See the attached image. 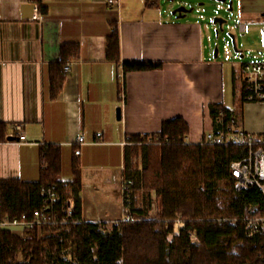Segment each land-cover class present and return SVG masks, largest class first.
Here are the masks:
<instances>
[{
	"label": "crops",
	"instance_id": "obj_1",
	"mask_svg": "<svg viewBox=\"0 0 264 264\" xmlns=\"http://www.w3.org/2000/svg\"><path fill=\"white\" fill-rule=\"evenodd\" d=\"M31 3L35 15L24 18L23 8ZM232 3L226 15H215L201 2L180 16L163 0L151 9L145 0H0V122L14 138L0 144L2 179L38 181L43 149L61 147L62 168L70 167L74 155L80 160L82 219L111 224L126 212L127 138L157 134L165 121L182 118L189 142L199 144L214 127L213 105L228 109L245 131L264 133V102L244 99L242 73L244 63L264 61V0ZM41 7H47L46 14ZM217 16L234 22L222 30L213 22ZM113 25L122 62L163 66L125 73L108 60ZM67 43H78L80 55L53 99L50 66ZM18 125L25 143L15 139ZM79 135L76 155L72 147ZM61 179L69 189L72 178ZM114 182L120 186L118 198L109 187Z\"/></svg>",
	"mask_w": 264,
	"mask_h": 264
},
{
	"label": "trees",
	"instance_id": "obj_2",
	"mask_svg": "<svg viewBox=\"0 0 264 264\" xmlns=\"http://www.w3.org/2000/svg\"><path fill=\"white\" fill-rule=\"evenodd\" d=\"M160 3L161 0H145L149 9L159 7ZM41 10L44 14L48 11L47 7H41ZM113 29L107 38V58L121 64L125 73L163 66L161 62H122L118 28L113 25ZM79 55L78 43L61 46L59 60L50 66L53 99L59 97L68 76L63 71L64 65ZM219 109L216 105L211 107L214 119ZM224 110L229 116V110ZM157 134L162 138L161 144H143L146 135L132 137L131 144L126 146L124 181L131 184V202L125 199L127 219L115 224L111 234L105 235L102 225L82 219L80 160L74 155L68 189L61 179V147L51 145L43 149L38 181L1 179L3 215L14 219L32 214L40 205L41 187L54 185L63 201L71 193L70 197L75 201V219L80 222L66 227H45L39 241L36 230L32 232V238H21L0 228V264H59L53 252L68 241H73L77 247V264H264V233L247 237L242 220L250 216L251 204L257 205L254 214H262L264 195L259 189L247 191L240 197L234 193L231 164L243 158L246 149L187 143L189 126L182 118L165 121ZM9 137L8 125L0 122V142L8 141ZM77 149L78 144H74V154ZM153 190L160 198V209L156 219H149L146 218L149 209L138 207L137 197L140 191ZM146 203L149 204V196ZM178 215L184 220L185 227L169 240ZM221 219L228 220L219 224ZM192 232L197 235V244L190 243ZM30 248L36 256L28 262L17 261V253L22 251L28 257Z\"/></svg>",
	"mask_w": 264,
	"mask_h": 264
},
{
	"label": "built area",
	"instance_id": "obj_3",
	"mask_svg": "<svg viewBox=\"0 0 264 264\" xmlns=\"http://www.w3.org/2000/svg\"><path fill=\"white\" fill-rule=\"evenodd\" d=\"M239 28L241 32L245 31L244 24H240ZM112 31H114L113 28ZM74 62V60L67 61L63 68L65 74L72 72ZM242 73L245 81L246 101L264 102V61L244 63L242 65ZM15 129L17 131V137H15L17 143H25L27 137L23 126L18 125ZM82 140L83 137L79 135L75 144L82 143ZM186 142L190 143L188 137ZM142 143L145 145H158L162 143V138L158 134H152L144 138ZM128 144H131V138H127L124 142V145ZM199 144L207 146L232 145L245 148V156L231 164V173L235 180L234 193L237 197H240L247 191L259 189L264 195V133L252 134L245 131L239 124H236L235 116L232 113L227 116L224 108L220 107L214 119V127L203 135ZM75 154L80 155V150L77 149ZM131 193L130 182L123 180V203L126 198L128 203L131 202ZM40 197V205L33 210L32 214H24L22 218L14 219L2 214V202L0 199V228L9 230L14 236L24 237L35 230L38 234H41L45 227H66L80 222L75 219L74 198L69 197L66 201H63L56 186H42ZM249 208L251 210L250 216L242 220L246 236L254 238L264 233V204L262 214L259 215L254 214L257 211V205L251 204ZM227 220L221 219L218 220V223L221 224ZM184 227L185 222L178 220V223L175 224V231H179ZM190 239L192 243L198 241L195 232L190 234Z\"/></svg>",
	"mask_w": 264,
	"mask_h": 264
},
{
	"label": "rangeland",
	"instance_id": "obj_4",
	"mask_svg": "<svg viewBox=\"0 0 264 264\" xmlns=\"http://www.w3.org/2000/svg\"><path fill=\"white\" fill-rule=\"evenodd\" d=\"M163 2L165 3V5H169V7H174L175 10H177L180 7L186 6V5H187L186 7H188V8H192V7L198 8L199 3L204 2L206 5V6H204V8L208 9L209 11L214 9L215 15H226V14L230 13L227 11L229 8L234 9L233 3L231 4V2H233V0H227L226 2H219L216 0H201V1L200 0H174V1L163 0ZM215 6H221V7H223V9H215ZM230 21L234 22L233 18ZM228 24H230V22ZM62 177L65 180L72 178L71 165L68 168H66V165L63 167ZM109 187L112 190L113 197L118 198L120 195V186L114 182ZM147 196H149V204L146 203ZM148 205H149V207H148ZM137 206L140 208H143L144 210L149 209V211L146 215V218L156 219L158 216L159 209H160V198L157 196V194L154 190L150 191V192L140 191L139 197H137ZM127 216H128V214H127V212H125L124 216L122 217V221L126 220ZM178 220L184 221L180 215L177 216V219L174 223V232H173V234H171L169 236V240H173L174 235L180 233V230L175 231V224L178 223ZM118 223H119V221H116V222L111 223V224H103L101 226V230L105 235L111 234L115 224H118ZM31 236H32V233H29V234H26L24 237H21V238H26V237H31ZM42 238H43V231L41 232V234L37 235V241L41 240ZM190 243L191 244H197L198 241L195 243H192L190 241ZM76 249H77V247L73 243V241H68L67 244L63 243L61 248L56 247L53 254L57 258V262L59 264H77L78 262H77V258H76ZM93 249H96V246H93ZM32 256H36V255L34 254L33 248H30V255L28 257H26L22 251H19L16 255V259L19 262H28Z\"/></svg>",
	"mask_w": 264,
	"mask_h": 264
},
{
	"label": "water",
	"instance_id": "obj_5",
	"mask_svg": "<svg viewBox=\"0 0 264 264\" xmlns=\"http://www.w3.org/2000/svg\"><path fill=\"white\" fill-rule=\"evenodd\" d=\"M170 1H174V0H170ZM216 1L226 2V0H216ZM231 4H232V2H231ZM23 9H24V13H23L24 18H32V17H34V15H35V4H33V3L26 4ZM193 11H194V7L188 8L186 6H183V7L178 8L177 10H174L173 13L174 14L179 13L180 16H182L183 14L191 13ZM228 11L232 12V9H229ZM213 22H214V24H218L220 29L223 30L222 26L224 24L227 25L230 22V19L217 16V17L214 18ZM117 116L120 119V108L117 109ZM13 139L14 138L12 136H10L8 138L9 141H13Z\"/></svg>",
	"mask_w": 264,
	"mask_h": 264
}]
</instances>
